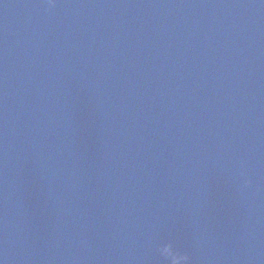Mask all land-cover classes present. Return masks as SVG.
<instances>
[{
    "label": "water",
    "instance_id": "95a60500",
    "mask_svg": "<svg viewBox=\"0 0 264 264\" xmlns=\"http://www.w3.org/2000/svg\"><path fill=\"white\" fill-rule=\"evenodd\" d=\"M0 264H264V0H0Z\"/></svg>",
    "mask_w": 264,
    "mask_h": 264
},
{
    "label": "clouds",
    "instance_id": "9594fccd",
    "mask_svg": "<svg viewBox=\"0 0 264 264\" xmlns=\"http://www.w3.org/2000/svg\"><path fill=\"white\" fill-rule=\"evenodd\" d=\"M183 259H185V260H186L187 258H183Z\"/></svg>",
    "mask_w": 264,
    "mask_h": 264
}]
</instances>
